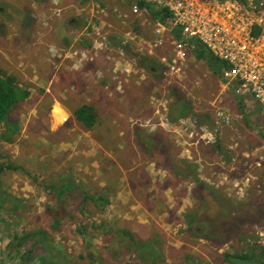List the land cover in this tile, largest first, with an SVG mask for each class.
Returning a JSON list of instances; mask_svg holds the SVG:
<instances>
[{"label":"rangeland","instance_id":"obj_1","mask_svg":"<svg viewBox=\"0 0 264 264\" xmlns=\"http://www.w3.org/2000/svg\"><path fill=\"white\" fill-rule=\"evenodd\" d=\"M136 3L0 0V70L30 91L0 141V264L46 252L54 264H233L227 254L264 252V113L238 106L213 72L220 59L191 42L168 74L173 38L155 46L156 22ZM81 103L96 108L91 129L71 114ZM71 180L103 193L104 210L46 187ZM14 233L33 240L15 248Z\"/></svg>","mask_w":264,"mask_h":264},{"label":"built area","instance_id":"obj_2","mask_svg":"<svg viewBox=\"0 0 264 264\" xmlns=\"http://www.w3.org/2000/svg\"><path fill=\"white\" fill-rule=\"evenodd\" d=\"M146 1L171 15L169 25L157 23L154 29L155 46H161L166 35L173 38V53L161 57L168 74H180L185 47L197 41L228 65L222 77L233 94L244 103L257 104L264 113V0ZM138 10L134 4L133 11ZM173 28L180 37L174 36Z\"/></svg>","mask_w":264,"mask_h":264},{"label":"trees","instance_id":"obj_3","mask_svg":"<svg viewBox=\"0 0 264 264\" xmlns=\"http://www.w3.org/2000/svg\"><path fill=\"white\" fill-rule=\"evenodd\" d=\"M137 6L139 7H145L151 12V17L153 20L157 23H167L169 25L171 21V15L166 9H161V8H151L146 0H137L136 3ZM141 10V9H140ZM173 33L174 36L180 37V32L178 29L173 28ZM196 48V53L199 57L204 58L206 61L209 63L211 62L210 57L211 52L208 51L203 45L197 41L191 42ZM214 57V56H213ZM221 61V60H220ZM208 63V64H209ZM222 67L217 70H213L214 73L222 76V70L223 68L228 67L226 63L221 61ZM210 65V64H209ZM222 69V70H221ZM30 94V91L27 87H24L22 85H19L16 82V77L13 74H4L0 70V125H3L5 129L0 132V141L5 140V141H10L14 134L17 131V121L15 119H10L9 117V112L10 110L19 102L23 101L25 98H27ZM238 106L244 107L242 100L239 99L238 101ZM73 118L75 121H77L79 124H81L83 127H86L87 129H91L96 125L98 122V114L96 111V108L93 104L91 103H81L78 104L74 107V109L71 112ZM7 168L16 170L19 167L17 165H14L12 163H7L6 164ZM3 167L0 165V171H2ZM49 189H52L55 191L56 196L58 197V201H61V198L64 197H72V198H77L79 199V203L81 206L79 207V211L83 212L86 209H88V206L91 204L93 206V209L97 211H102L105 208V205L109 202L108 198L103 195V193H94L93 190H90L85 186L84 183H81L80 181L75 182L74 180H71L70 186L61 184L59 187H56L55 185L50 184L49 186H46ZM191 221L193 219L189 220L190 224V230L189 228L187 231L194 232V230L191 227ZM58 225V220H54V226ZM126 232V231H125ZM25 235V234H24ZM125 236H128L131 239V246L137 249L139 251L140 255L142 252H144V244H141L139 246L136 245L134 239L132 238V235L128 232H126ZM44 238L46 239L45 232H44ZM43 238V240H44ZM13 239L16 240V245L15 248L18 246H22L25 242L30 244L33 240V235H25V236H19L17 233H14ZM132 241L134 243H132ZM41 248L44 249V245L41 246ZM149 248V246H148ZM151 248V247H150ZM35 248L30 247L28 248V254L30 256H36L37 254L35 253ZM47 255L40 254L38 255V264H54L51 262V259L49 261V257L51 256L50 252H46ZM150 255L148 257L149 260H153V258H150L153 254H155L154 249L149 251ZM263 254H259L256 251H251L250 253H243V254H237V256L244 258V259H254L262 264H264ZM228 254L226 255V260L230 262L227 258ZM25 260V258H22ZM231 263V262H230ZM26 264V262H25Z\"/></svg>","mask_w":264,"mask_h":264},{"label":"water","instance_id":"obj_4","mask_svg":"<svg viewBox=\"0 0 264 264\" xmlns=\"http://www.w3.org/2000/svg\"><path fill=\"white\" fill-rule=\"evenodd\" d=\"M228 260L233 264H262L261 262L254 259H244L237 255H228Z\"/></svg>","mask_w":264,"mask_h":264},{"label":"crops","instance_id":"obj_5","mask_svg":"<svg viewBox=\"0 0 264 264\" xmlns=\"http://www.w3.org/2000/svg\"><path fill=\"white\" fill-rule=\"evenodd\" d=\"M155 25H157V22H156V24ZM192 47H194V46H192Z\"/></svg>","mask_w":264,"mask_h":264},{"label":"bare ground","instance_id":"obj_6","mask_svg":"<svg viewBox=\"0 0 264 264\" xmlns=\"http://www.w3.org/2000/svg\"><path fill=\"white\" fill-rule=\"evenodd\" d=\"M204 47V46H203Z\"/></svg>","mask_w":264,"mask_h":264}]
</instances>
